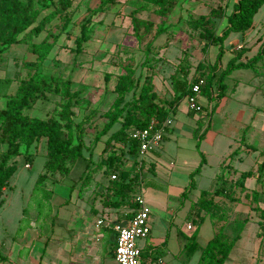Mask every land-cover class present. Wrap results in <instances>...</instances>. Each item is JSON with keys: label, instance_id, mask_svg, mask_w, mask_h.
<instances>
[{"label": "trees", "instance_id": "1", "mask_svg": "<svg viewBox=\"0 0 264 264\" xmlns=\"http://www.w3.org/2000/svg\"><path fill=\"white\" fill-rule=\"evenodd\" d=\"M184 1V0H183ZM74 0H0V69L4 63L6 52L12 47L25 45L33 60L25 61V77L19 78L18 86L14 94L7 95L6 106L0 109V146H4L0 161V207L4 190L9 186L10 179L17 171L14 158L21 157L24 153H30L33 145L46 141V162L44 173L38 177L37 184L43 182L49 175H65L70 171V165L83 158V150L86 145L83 140L84 122L90 116H84L83 120L76 122L72 106L79 103L80 92L71 91V83L68 80L59 81L45 72V63L51 55L62 34L66 33L73 19L71 10ZM118 0H100L99 5L91 10L93 15L105 14L111 11ZM179 0H136V6L131 12L133 18L138 12H149L161 18H167L175 10ZM264 5V0H221V4L211 7L209 12L201 14L197 18H186L189 31L195 32L203 41L202 51L206 52L211 47L217 48L215 61L211 64H199L200 76L190 78V72L180 67L171 76L173 97L170 100H161L155 92V84L151 75H146L141 82V75L135 78L136 70L124 66L123 72L118 75L113 92L115 99L107 112L103 114L106 123L100 136L109 133L116 125L115 130L106 140L104 150L109 151L107 158L101 161L104 174L109 177L110 185L106 194V203L112 208H118L125 203L134 209L137 204L134 201V187L141 180L142 169L139 168L135 158L138 155L139 143L132 139L131 132L135 129H145L154 120L158 123L165 122L175 116L181 103L187 98L196 96L193 87L200 79L205 82L201 85L200 96H206L209 101L219 100L225 93V78L234 70L255 69L264 58V42L259 53L246 62H241L242 51L235 53L233 59L221 70V61L225 47L224 43L231 33H246L252 28L254 17ZM45 9L51 11L43 15ZM231 9L230 13H228ZM182 11V8H180ZM182 13V12H181ZM227 20V26L221 33L217 31L216 20ZM57 22L55 31L50 30L51 25ZM147 31L151 24L139 21ZM90 20L80 26L79 35L74 40L75 48L71 52L76 55L82 53L84 45L90 39ZM163 22L157 29V35L166 32ZM46 36L38 43L34 42L42 33ZM138 36V32L136 31ZM151 47L145 51V60L141 66H150L149 54ZM110 79L105 76L106 82ZM1 81V79H0ZM10 82V80H7ZM214 92L216 100L214 98ZM132 93V99L127 96ZM50 94L60 95L64 99L60 110L55 111L46 119L32 117L26 111L32 109L38 101L46 102ZM196 111L189 107V114ZM200 127L201 124L199 125ZM168 130V129H167ZM196 132V131H195ZM199 130L196 132L198 134ZM97 136V139L100 138ZM198 149L200 140L204 134L197 135ZM199 166L190 174V186L183 194V201L195 186L194 176L199 174L204 164L203 154ZM133 159L134 169L140 173L133 175L132 169L124 167V159ZM264 164V163H263ZM115 175L114 180L111 176ZM250 176L251 172L243 174ZM88 177V176H87ZM83 185H87L82 183ZM224 195V197H222ZM222 197V198H221ZM114 198L115 200H111ZM234 193L226 186H220L215 191H202L198 200L193 204L190 216L194 217L197 225L195 232L186 238L184 247L189 255L200 249L197 243L198 231L206 218H209L216 227L212 239L201 248V256L198 264H225L235 243L240 238L225 231V224L229 222L230 204L234 202ZM259 238L260 245L264 246V210H260ZM218 223V225H216ZM143 259L153 262V252L143 250ZM4 257L0 254V259Z\"/></svg>", "mask_w": 264, "mask_h": 264}, {"label": "rangeland", "instance_id": "2", "mask_svg": "<svg viewBox=\"0 0 264 264\" xmlns=\"http://www.w3.org/2000/svg\"><path fill=\"white\" fill-rule=\"evenodd\" d=\"M99 3L100 0H74L71 8L73 12L72 23L66 33L61 35L44 66L48 75L59 81H70L71 91L80 92L77 97L79 103L72 106L74 120L80 122L84 116H90V119L84 122L83 140L86 147L83 150V158L70 165L68 174L49 175L39 184H37L38 177L44 173L43 167L47 161L45 140L36 146L33 145L29 154L24 153L21 157L13 159L16 161L18 169L10 179L9 186L4 190L1 198L3 203L0 207V230L6 231L7 229L10 230L9 227L11 226H18L19 232L14 238V243L27 240L25 231L30 228L35 230L34 233L40 235V238L47 236L52 230V226L56 224L61 209L65 206L63 205L64 200L67 199L69 193L71 194L75 186L82 184L83 181L85 184L90 182V179L93 178L91 174L93 171H104L101 167V161L105 160L109 154V151L104 150L105 142L119 128V125H116L106 135L100 136L106 123V119L102 116L109 110L116 97L113 92L114 85L118 75L123 72L124 66L136 70L135 78L141 75L140 84L146 75L152 74L158 97L161 100H170L173 97L171 76L180 67L189 70V79L196 78L200 76L199 69H197L199 64L205 65L209 64V60L215 61L217 48H209L208 51L203 52V41L197 33L189 31L184 20L186 18L195 19L201 14L208 13L211 7L221 4V0H179L175 10L167 18H161L149 12H138L133 18L131 12L136 6V0H118L117 5L108 13L93 15L91 10H94ZM50 11V9H45L43 15ZM230 11L231 9L228 13ZM262 18H264V5L254 17V22L258 23ZM87 20H90V39L84 45L82 53L76 55L71 52V49L75 48L74 40L79 35L80 26ZM139 21L151 24L150 30L147 31ZM162 22L168 28L166 32L158 36L157 29ZM56 23L54 22L48 28L55 31L54 25ZM216 24L217 31L221 33L227 26V20H216ZM45 36L46 33L44 32L35 38L34 42H40ZM148 46L151 47L150 66L144 67L141 64L145 60L144 51ZM255 53L256 51L252 50L247 55L251 57ZM230 57V54L224 53L221 61L225 66ZM33 59L34 56L29 53L25 45L12 47L6 52L4 63L0 69V109L6 106V96L15 93L19 78L25 77L27 73L26 68H24L25 61ZM106 75L110 76L108 82L105 80ZM131 99L132 93L127 96V100L130 101ZM63 100L60 95L50 94L46 102L38 101L26 113L32 117L46 119L61 109ZM180 109L178 115L176 112L177 118L186 117L184 109H189L187 98L181 104ZM190 118L188 119L190 120ZM187 125L189 126V124ZM183 130L181 135L185 137V129ZM199 134L200 132L197 135ZM97 136L100 138L97 139ZM177 138L175 134L170 139L169 144L172 151L177 150L179 145L185 146L183 144L185 140L181 142L178 139L182 137ZM4 150L5 147L0 146V161ZM26 165L29 167L27 168ZM166 165L169 166L168 163ZM132 166L133 159L125 158L124 167L132 169ZM166 170H172V167L169 166ZM166 170L162 171L166 172L165 175L159 174V176H163L162 179L152 174L150 169V172L145 174L144 180H140V186L137 188L141 187L146 191L145 199L146 201L149 199L150 204L154 203L152 200L155 195L166 197L169 194L167 202L170 207H176L179 210L181 208L178 207L179 200L177 197H181V195L176 193L177 186H184L189 178L177 167L171 171L172 177L171 172L166 175ZM105 178L108 176L105 175ZM135 187L134 194L139 191ZM186 189L189 187L185 188L184 191ZM190 191L191 197L197 196L198 190L195 187ZM242 226L239 221H234V224L229 226L228 222L225 224V228L229 227V234L232 236L240 234ZM211 230L214 231L212 224L208 223L204 227V231L211 232ZM103 232L105 233V231ZM6 234L8 235V232ZM154 234L156 233L154 232ZM206 237L208 236L206 235ZM106 240L101 245L109 249ZM8 244V238L3 239L0 243L1 255H7ZM139 244L145 250L153 252L155 258L153 264H159L156 258H161L162 255L161 260L165 264H170L171 258L166 251L161 253V248L150 247L153 245L151 238L142 239ZM249 245L250 242L247 246ZM108 249H102L99 260L102 264H115L114 262L105 263V257L109 256L107 254ZM174 264L179 263L174 262Z\"/></svg>", "mask_w": 264, "mask_h": 264}, {"label": "crops", "instance_id": "3", "mask_svg": "<svg viewBox=\"0 0 264 264\" xmlns=\"http://www.w3.org/2000/svg\"><path fill=\"white\" fill-rule=\"evenodd\" d=\"M263 42L264 18L258 23L254 22L252 28L244 34L231 33L224 43L225 53L231 55L228 59L230 61L235 53L242 51L240 61L246 62L259 53V46ZM252 50L256 53L249 57L247 53ZM213 62L209 60V63ZM219 65L221 70L227 66L222 61ZM224 84L225 93L217 106H215L216 101H209L206 96H200L198 98L202 106L200 112L189 114V109H184L187 116L177 118L181 110L180 105L176 117H172L171 128L166 131L161 150L147 156L142 169L143 175L139 169L132 168V176L140 173L141 180H144L145 174L149 173L150 169L156 177L159 174L165 175L166 172L162 171L169 166L172 170L177 167L189 178L184 186H177L176 193L181 195L177 197L178 207L181 209L170 207L167 202L169 194L166 197L155 195L152 200L154 203L151 204L150 200H147L151 210L152 225L149 238L153 245L150 247L161 248V253L166 251L171 258L170 264L174 262L198 264L201 248L212 239L217 226L209 218L205 219L197 236L200 249L189 255L184 251L186 238L197 229L194 217L189 213L202 191L213 192L220 186H226L234 193L235 201L230 204L231 218L228 226L234 224V221H239L243 225L240 238L225 264H264V251L258 236L260 210H264V58L255 69L234 70L225 78ZM216 95L214 92V98ZM200 124L202 127L199 126ZM183 129H185V137L181 135ZM198 130L199 135L204 134L199 149L197 146L199 138L196 134ZM175 134L178 138L182 137L177 138L179 141L185 140L183 143L185 146L179 145L177 150L172 151L169 143ZM201 154L204 164L200 173L194 176V187L198 190V194L191 197L190 191L183 201L184 189L189 187L190 174L201 163ZM172 170H166V175ZM247 172H251V175L244 176L243 174ZM91 174L93 178L90 179L89 184L76 185L71 194H68L67 199L64 200L65 206L47 236L40 238L41 236L30 228L25 231L27 240L14 243V238L19 232L18 226H11L10 230L5 227L6 231L0 230V243L5 238H8L9 242L8 256L2 255L4 258L0 259V264H102L99 260L101 251L108 249L101 245L105 239L109 245L107 250L109 256L105 257V263L118 264L114 258L116 234L111 225L132 218L134 207L126 203L118 208L105 205L107 188L110 185L109 177L105 178L102 170L93 171ZM172 174L171 172V177ZM159 178L163 179V176ZM140 183L138 182L135 188L140 186ZM137 189L139 191L134 196L145 197L146 191L141 187ZM111 200L115 199L111 198ZM100 219L104 220L105 225L98 227L97 221ZM208 223L212 224L214 231H204ZM188 226L192 228L189 229ZM225 231L230 233L229 227H226ZM248 242H250L249 246H247ZM162 264L165 263L162 261Z\"/></svg>", "mask_w": 264, "mask_h": 264}, {"label": "built area", "instance_id": "4", "mask_svg": "<svg viewBox=\"0 0 264 264\" xmlns=\"http://www.w3.org/2000/svg\"><path fill=\"white\" fill-rule=\"evenodd\" d=\"M205 82L204 79H200L197 84L194 85L193 91L197 94L194 97L188 99L189 107L197 112L202 110V106L199 103L200 88ZM173 120L168 118L163 123L152 121L151 124L145 129H135L131 132L132 139L139 143V151L135 160L139 164V168L143 166L146 158L149 154L160 151L164 142L167 129L171 128ZM28 168L29 166L26 165ZM115 175L111 176L114 180ZM137 208L134 209L133 217L126 222H118L111 225V228L116 234L115 238V251L114 258L118 264H153L150 260L145 261L143 259L144 248L140 246L139 241L146 239L151 235V210L143 195H137L134 198ZM105 225L103 219L97 221V226ZM191 229V226H188ZM159 264H162L161 258H156Z\"/></svg>", "mask_w": 264, "mask_h": 264}]
</instances>
